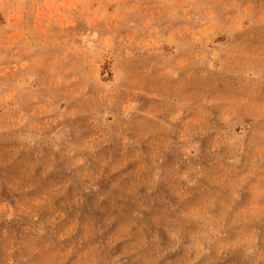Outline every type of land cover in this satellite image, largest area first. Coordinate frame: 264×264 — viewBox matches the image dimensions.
<instances>
[{
	"label": "rangeland",
	"instance_id": "obj_1",
	"mask_svg": "<svg viewBox=\"0 0 264 264\" xmlns=\"http://www.w3.org/2000/svg\"><path fill=\"white\" fill-rule=\"evenodd\" d=\"M0 264H264V0H0Z\"/></svg>",
	"mask_w": 264,
	"mask_h": 264
}]
</instances>
